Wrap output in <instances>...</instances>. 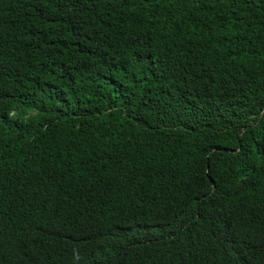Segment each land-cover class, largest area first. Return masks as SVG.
Here are the masks:
<instances>
[{"label":"trees","instance_id":"1","mask_svg":"<svg viewBox=\"0 0 264 264\" xmlns=\"http://www.w3.org/2000/svg\"><path fill=\"white\" fill-rule=\"evenodd\" d=\"M0 264H264V0H0Z\"/></svg>","mask_w":264,"mask_h":264}]
</instances>
